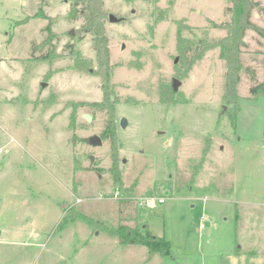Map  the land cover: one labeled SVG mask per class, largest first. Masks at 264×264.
Returning <instances> with one entry per match:
<instances>
[{
	"label": "rangeland",
	"instance_id": "obj_1",
	"mask_svg": "<svg viewBox=\"0 0 264 264\" xmlns=\"http://www.w3.org/2000/svg\"><path fill=\"white\" fill-rule=\"evenodd\" d=\"M74 1L0 0V264H264V96L249 92L264 79V36L245 31L229 104L221 49L205 47L228 34L233 0H79L104 13L120 187L107 113L90 106L102 66ZM185 50L202 52L186 75ZM120 224L172 255L121 244L109 233Z\"/></svg>",
	"mask_w": 264,
	"mask_h": 264
},
{
	"label": "trees",
	"instance_id": "obj_2",
	"mask_svg": "<svg viewBox=\"0 0 264 264\" xmlns=\"http://www.w3.org/2000/svg\"><path fill=\"white\" fill-rule=\"evenodd\" d=\"M80 4L79 0H75L71 6V11L77 10V5ZM99 6L101 4L99 3ZM256 8L259 12L264 15V5L262 6L259 2L254 0H233V6L230 7V10L234 12V18L226 26L228 34L219 39L212 40L211 44L207 45L205 48L218 46L221 49L220 55L225 61L226 72L224 74V91L222 99L225 102L231 104H236L238 99L237 95V85L240 80V70L242 68L240 54L241 47L245 43L243 41L245 31L247 28H251L259 32L264 36V29L259 28L250 20V9ZM79 11V9L77 10ZM83 17H85L86 22L84 23L83 29L86 32L93 34V49L96 51L97 59L100 62L101 67V88H102V100L99 102H93L90 106L95 108L105 110L107 113V125L102 133V137L109 139L111 142V154L113 158V164L110 168V172L113 175V182L116 185L121 186L120 181V172H118L116 167V151H117V142L115 132V122L113 120L114 108L113 103L111 102V85L109 84V74L110 68H107V61L109 57V52L106 47V35L103 28V19L104 13L100 10L97 13L92 9V7H86L79 11ZM202 55L201 53H195L188 58L187 50L183 51L182 57L185 60V68L183 74L186 75V72L192 67L191 65ZM104 60V61H103ZM264 64V60H263ZM172 87V85H171ZM111 91V92H110ZM249 92L253 96L263 95L264 96V79L262 82L252 85L249 88ZM171 94H176L172 88ZM231 119V124H235V116L229 115ZM124 191H130V188H122ZM122 200H128L129 198H121ZM130 217V216H129ZM66 217L64 216V219ZM109 233L117 235L121 244L131 245V244H140L147 247L148 250L152 252H157L161 256L165 257L166 255L171 256L170 243L168 240H164L162 237L153 234L151 231L144 232L137 226H129L126 224H120L118 227L110 230Z\"/></svg>",
	"mask_w": 264,
	"mask_h": 264
},
{
	"label": "water",
	"instance_id": "obj_3",
	"mask_svg": "<svg viewBox=\"0 0 264 264\" xmlns=\"http://www.w3.org/2000/svg\"><path fill=\"white\" fill-rule=\"evenodd\" d=\"M108 16H109V20L112 21V22H118V21H120V20L122 19V18H117V17L114 16L112 13H109ZM70 34L73 35L72 31H70ZM123 47H124V46L122 45V48H123ZM176 62H178V57H176V58L174 59V63H176ZM243 71H244V69H243ZM171 83H172V88H173V90H174L175 92H177V91H178V88H179V85L181 84V83H180V80H178V79H176V78H173V79L171 80ZM42 85H43V84H41V86H42ZM83 118H84L85 120L91 121V116H90L89 114H84V115H83ZM119 120H120V125H121V127H125V126L127 125V119H125L124 117H121ZM88 142H89V144H91L92 146H94V145H101V144H102V138H101L99 135L94 134V135L88 137ZM93 159H94V158H93V156L91 155V156H90V160H91L90 165L92 164Z\"/></svg>",
	"mask_w": 264,
	"mask_h": 264
},
{
	"label": "built area",
	"instance_id": "obj_4",
	"mask_svg": "<svg viewBox=\"0 0 264 264\" xmlns=\"http://www.w3.org/2000/svg\"><path fill=\"white\" fill-rule=\"evenodd\" d=\"M1 151V149H0ZM165 201V199L163 197H158V196H147V198H145L144 206H149V207H154L156 206V204H160L163 203ZM204 219V218H203ZM200 227L203 228L204 227V223H200Z\"/></svg>",
	"mask_w": 264,
	"mask_h": 264
},
{
	"label": "crops",
	"instance_id": "obj_5",
	"mask_svg": "<svg viewBox=\"0 0 264 264\" xmlns=\"http://www.w3.org/2000/svg\"><path fill=\"white\" fill-rule=\"evenodd\" d=\"M137 245H140V244H137Z\"/></svg>",
	"mask_w": 264,
	"mask_h": 264
}]
</instances>
